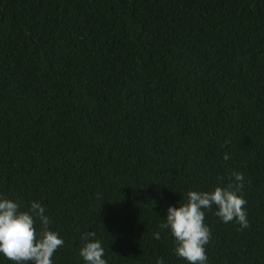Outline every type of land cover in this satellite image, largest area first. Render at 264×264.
I'll list each match as a JSON object with an SVG mask.
<instances>
[{"label":"trees","instance_id":"1","mask_svg":"<svg viewBox=\"0 0 264 264\" xmlns=\"http://www.w3.org/2000/svg\"><path fill=\"white\" fill-rule=\"evenodd\" d=\"M232 171L249 227L204 210L207 264H264V0H0V195L44 206L52 264L87 232L186 264L167 208Z\"/></svg>","mask_w":264,"mask_h":264},{"label":"clouds","instance_id":"2","mask_svg":"<svg viewBox=\"0 0 264 264\" xmlns=\"http://www.w3.org/2000/svg\"><path fill=\"white\" fill-rule=\"evenodd\" d=\"M222 158L227 161L230 156L224 154ZM229 179L231 182L224 185V177L219 176L217 185L210 191H188L183 202L180 200L176 207L167 208L160 228L168 230L174 240V254L186 264H207L205 246L211 239V231L204 223V210L215 207L214 214L221 222L235 221L241 229L249 227L244 210L246 200L239 194L245 177L232 171ZM45 211L35 201L27 211H21L17 202L0 195V257L12 264H52L54 253L63 246L64 240L50 229L53 221ZM154 238L158 240L159 233H154ZM104 255L95 232L81 236L79 256L86 264H107ZM156 264H164L163 258H158Z\"/></svg>","mask_w":264,"mask_h":264}]
</instances>
